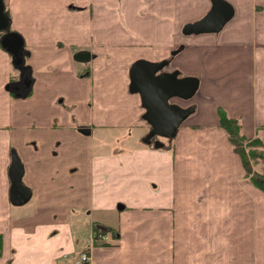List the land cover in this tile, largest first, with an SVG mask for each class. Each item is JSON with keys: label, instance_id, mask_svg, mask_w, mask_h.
Returning <instances> with one entry per match:
<instances>
[{"label": "crops", "instance_id": "1", "mask_svg": "<svg viewBox=\"0 0 264 264\" xmlns=\"http://www.w3.org/2000/svg\"><path fill=\"white\" fill-rule=\"evenodd\" d=\"M224 1L234 13L219 31L185 34L212 0H2L32 82L28 90L18 82L0 42V264H76L82 252V264H264V191L218 117L226 110L264 151V0ZM81 50L89 60L74 59ZM161 61L199 84L195 101L170 99L195 108L168 146L155 148L142 142L150 127L130 85L138 62ZM96 128L106 151L86 141ZM119 128L131 130L117 139ZM126 136L132 145L117 148ZM11 148L36 202L89 208L91 236L97 225L117 239L78 250L70 216L35 227L13 218ZM258 164L264 171V158Z\"/></svg>", "mask_w": 264, "mask_h": 264}, {"label": "water", "instance_id": "2", "mask_svg": "<svg viewBox=\"0 0 264 264\" xmlns=\"http://www.w3.org/2000/svg\"><path fill=\"white\" fill-rule=\"evenodd\" d=\"M211 10L201 19L186 23L182 32L185 34H198L203 32L219 31L223 25L232 17L234 10L232 6L224 0H212ZM10 18L4 11V5L0 0V29L5 32L0 42L11 54L13 66L20 71L19 83L24 84L28 90L31 86L32 78L30 68L25 64L27 51L24 48V41L17 32L8 29ZM176 51H173V53ZM172 53V54H173ZM77 61H87L90 59L88 51H78L74 55ZM167 61L157 63L138 62L131 72V91H139L141 102L145 108L144 120L149 124V131L142 138L145 144H153L155 148L164 146V143L157 139L162 136L168 142L176 135L181 122L193 111L194 106L182 107L175 102H171L172 97L189 99L192 97L199 84V79L194 76H179L177 70L164 71L163 67ZM28 70V72H26ZM17 82V83H18ZM15 83H10L6 88L13 89ZM88 128H80L79 131L88 134ZM10 165L8 176L10 179V202L20 206L29 201L32 195L30 187L24 184V165L14 148L10 150ZM121 208L122 205H118Z\"/></svg>", "mask_w": 264, "mask_h": 264}, {"label": "rangeland", "instance_id": "3", "mask_svg": "<svg viewBox=\"0 0 264 264\" xmlns=\"http://www.w3.org/2000/svg\"><path fill=\"white\" fill-rule=\"evenodd\" d=\"M197 95V94H196ZM193 96L192 98L194 101L197 99V96ZM130 128H119L116 129L117 139L121 137L120 132L122 133H130ZM127 131V132H126ZM131 132H134L132 129ZM102 135L101 130L96 128L93 131V136L90 137V140H86L87 142L90 141L92 145V152H99L100 150L106 151L108 150L109 146L106 143L105 139L101 138ZM88 137V136H87ZM133 137V136H132ZM130 138L129 136H126L125 138H121L119 140V143L116 144L117 148L120 146L122 148H126L127 146H131L132 142L134 141V138ZM157 139H160L166 146H168V139L162 136H158ZM61 142V141H60ZM59 149H61V145H59V141H57ZM58 149V150H59ZM66 168V166H65ZM28 174L26 173L25 176H23L24 181H28ZM37 198L35 197V194L30 198L28 202H26L23 205L20 206H13L11 207L13 218H20L23 219L24 225H27L28 227H35L36 222L44 221L45 223L48 222V219L51 214H55L52 218L54 223H62L65 222L68 217L70 216V224L73 228L74 232V241L77 246V249L81 247L83 244H88L89 240L91 238L90 233V224H91V213L89 208L84 209H78L76 207H79V205H76V207L65 205V204H55V205H46L44 203H38L36 202ZM82 205L81 207H83ZM117 211L110 212L106 211V214L108 218L110 219H116L117 218ZM36 214L37 216L33 217L32 215ZM66 216V217H65ZM65 217V219H63ZM38 219V220H37ZM22 222V221H20ZM14 223V222H13ZM38 226V225H37ZM78 254V253H77Z\"/></svg>", "mask_w": 264, "mask_h": 264}, {"label": "trees", "instance_id": "4", "mask_svg": "<svg viewBox=\"0 0 264 264\" xmlns=\"http://www.w3.org/2000/svg\"><path fill=\"white\" fill-rule=\"evenodd\" d=\"M218 117L220 127L226 131L230 142L233 144L234 150L240 155L249 181L264 191V171L255 168V166L259 165L258 163L262 162L264 158L262 141L257 136L249 138L244 135L239 120L231 117L223 108H218ZM96 232L110 235L111 238L117 239L116 232L110 227H98L95 225L92 229V233Z\"/></svg>", "mask_w": 264, "mask_h": 264}, {"label": "built area", "instance_id": "5", "mask_svg": "<svg viewBox=\"0 0 264 264\" xmlns=\"http://www.w3.org/2000/svg\"><path fill=\"white\" fill-rule=\"evenodd\" d=\"M91 241H95L96 240H100V241H106L107 240V236L105 234L102 233H93L91 236ZM89 257L88 254L85 252H82L79 257L76 259L75 263L76 264H82V263H86L88 261Z\"/></svg>", "mask_w": 264, "mask_h": 264}]
</instances>
